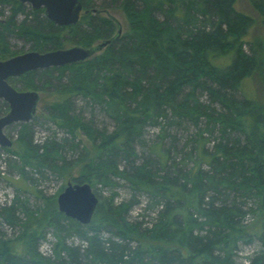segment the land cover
I'll return each instance as SVG.
<instances>
[{
    "label": "trees",
    "instance_id": "16d2710c",
    "mask_svg": "<svg viewBox=\"0 0 264 264\" xmlns=\"http://www.w3.org/2000/svg\"><path fill=\"white\" fill-rule=\"evenodd\" d=\"M249 1L264 24V0ZM4 3L11 13L0 20L2 60L18 54L9 46L10 34L29 42L31 51L46 52L67 42L90 47L112 37L116 28L112 19L96 13L60 26L43 9L27 12L18 0H0ZM117 7L128 21L127 31L100 53L8 80L18 90L40 92L48 118L72 139L49 137L37 144L30 122L20 123V150L5 148L19 157V178L36 184L28 167L65 182H87L99 202L92 220L82 224L57 207L65 183L51 196L34 185V194L42 198L35 208L16 186L10 204L0 206V217L19 225V234L11 238L0 232V264H237L238 244L253 237L262 250L249 264H264V39L245 37L256 18L239 11L236 0H121ZM199 90L209 103L199 100ZM46 91L48 100L42 95ZM76 97L97 106L115 127L100 129L78 114ZM181 120L196 129L187 154L190 166L178 167L169 149L160 147L157 159L137 163L136 145H145L146 127L158 125L164 133L166 124ZM78 131L90 148L68 159L64 149L78 148ZM116 180L129 185L131 199L116 203ZM106 187H111L109 196L102 195ZM139 192L147 194V208H158L149 226L127 217ZM247 199L254 201L251 207ZM251 212L255 224L244 222ZM48 229L55 238L51 256L39 251ZM70 236L85 245H70Z\"/></svg>",
    "mask_w": 264,
    "mask_h": 264
},
{
    "label": "rangeland",
    "instance_id": "374dc122",
    "mask_svg": "<svg viewBox=\"0 0 264 264\" xmlns=\"http://www.w3.org/2000/svg\"><path fill=\"white\" fill-rule=\"evenodd\" d=\"M121 0L114 1L113 0H92L90 1V8H107L112 15L119 20L121 23V28L123 32L127 31L128 28V21L125 18L123 12L118 9V5L120 4ZM106 3V5H103ZM93 6H92V5ZM236 8L241 11L250 14L254 18H256L254 26L249 30L247 33L246 40L247 41H256V39H264V24L262 19L260 18L259 14L252 8V5L249 0H236ZM11 9V5L8 3L0 4V20L4 21L9 14ZM25 10L30 12L31 6L25 4ZM31 14V13H29ZM156 16L161 19L164 18L162 14L158 11H155ZM102 16L105 15L104 12L101 14ZM31 17V16H30ZM24 18V14H18L16 19L18 22ZM116 29V28H115ZM115 33V32H114ZM7 41L9 46L18 54H22V52L29 51L31 46L29 42H26L23 38L10 34L7 36ZM99 41V40H97ZM96 41V42H97ZM65 47H69L74 45L71 42L65 43ZM249 43H245L243 48L246 51L250 52ZM189 87L185 88L184 91L178 95V99L180 101L184 100V96L188 93ZM46 97V100L50 99V94L46 92L42 93ZM197 97L200 101L209 103L210 97H208L205 91H197ZM76 108L75 111L79 114L85 116L86 119L92 120L93 125L100 129L112 130L115 127V124L111 120V118L106 115L105 113L101 112L97 106H92L91 104L85 102L80 97L75 98ZM214 105V104H213ZM216 105V104H215ZM5 101L1 98L0 99V116H2V111L6 108ZM31 127L34 129L33 132V139L35 143H40L49 139V137L56 138L58 141L61 142L63 138L71 139L68 131L63 126L57 125L53 120L48 118L46 115V111L44 108V103H39L36 117L29 121ZM167 122V121H166ZM169 123V122H168ZM20 127V123H14V125H10L6 127L5 132L6 134L14 141L13 146L10 149L20 150V145L17 142L18 131ZM77 138L74 142L78 143V148L76 149H64V153L68 159H74L82 154L85 149L84 147L90 148V143L84 135L81 133H77ZM145 138V145H136L138 158L137 163H141L144 158H152L153 160L157 159L158 150L157 148L160 147V150L169 149V155L174 160L175 164L178 167H181L182 164H187V167L191 165L187 154L190 153L192 147L194 145L193 141L195 139L196 129L195 126L186 120H181L180 123L177 124H166L164 133L162 129L158 125L148 126L144 132ZM216 139L217 134L214 133L211 137L210 141L207 142L206 147L211 149L213 147L214 138ZM72 140V139H71ZM170 163V162H169ZM121 164L124 165V160L121 161ZM21 165L19 157L17 155L12 154L5 150V147H0V206H5V204H10L13 200L12 198L15 196L17 189L16 186L20 187L21 190L19 191L20 197L24 200L28 201L30 207L35 208L37 206H41L42 198L38 197L35 193V186L38 189H41L42 193L48 196H51L54 193H57L58 190L63 186L67 185L64 179L59 178L56 174L50 173L49 171H45L44 174L35 173L30 168H26V171L32 172L35 174L36 184H31L29 181L26 182L22 178H19L18 167ZM204 167H206L204 165ZM75 175H77L75 173ZM73 182V181H71ZM118 185L113 188L116 195V203H121L122 201H126L132 198L133 193L131 192L129 185L124 182L123 180H116ZM101 188V186H99ZM102 195L109 196L111 192V187L103 188ZM137 202L134 203V206L129 211L127 217L130 221H141L143 222L144 226H149L157 217V210L147 208V201L148 197L147 194L143 193H136L135 194ZM247 207H251L253 204L252 199H247ZM160 208V207H159ZM22 216L21 214H19ZM253 212L246 215L244 218V222L248 224H255V217L253 216ZM19 225H11L8 222H4L0 217V232L5 234L7 237L14 238L19 233ZM108 234V233H107ZM106 233L104 236L108 237ZM54 235L51 229L47 230L46 238L39 241V251L43 255L51 256V252L54 245ZM66 242L73 246H81L85 245V242L81 240L79 237L70 236L66 239ZM238 249L235 255V259L237 264H249L250 259L253 258L257 253L262 250V246L260 241L257 237H253L251 241H246L238 244Z\"/></svg>",
    "mask_w": 264,
    "mask_h": 264
},
{
    "label": "water",
    "instance_id": "95a60500",
    "mask_svg": "<svg viewBox=\"0 0 264 264\" xmlns=\"http://www.w3.org/2000/svg\"><path fill=\"white\" fill-rule=\"evenodd\" d=\"M28 4L31 9H43L45 17L61 26L77 24L82 11L81 0H18ZM118 29L110 38H104L90 47L71 45L46 52L26 51L11 56L10 59H0V99L2 98L9 110L0 116V147L11 148L14 141L6 134L5 128L14 123L31 121L38 109L41 98L37 90H18L8 80L20 77L35 69L65 66L81 63L93 55L100 53L104 47L112 44L122 34L121 23L117 20ZM63 190L56 196L57 207L66 216L88 224L96 210L99 198L95 195L91 184L68 181Z\"/></svg>",
    "mask_w": 264,
    "mask_h": 264
},
{
    "label": "flooded vegetation",
    "instance_id": "af4514ba",
    "mask_svg": "<svg viewBox=\"0 0 264 264\" xmlns=\"http://www.w3.org/2000/svg\"><path fill=\"white\" fill-rule=\"evenodd\" d=\"M82 1V11H81V13H80V17H79V21H80V19L82 18V16L83 15H85V14H90L91 15V13H96V14H98V15H101L102 14V12H104L105 13V15H103V16H106V17H108V18H110V19H112L113 21H114V23L116 24V29H115V33L113 34V36L116 34V30L118 29V24H117V21H116V17H115V15H112L110 12H109V9H107V8H102V9H96V8H88V6H89V3H88V1H83V0H81ZM89 1H92V0H89ZM92 5V4H91ZM103 5H106V3H104ZM45 16V15H44ZM102 16V15H101ZM118 20V19H117ZM79 23V22H78ZM77 23V24H78ZM58 25V24H57ZM61 26V25H60ZM101 41V40H100ZM97 42H99V41H97ZM97 42H95V43H97ZM94 43V44H95ZM80 46V45H79ZM83 46V45H82ZM85 47V46H84ZM29 51H31V50H29ZM23 53V52H22ZM18 55V54H17ZM8 59H10V58H8ZM9 110V109H8ZM8 112V111H7ZM6 112V113H7ZM5 114V113H4Z\"/></svg>",
    "mask_w": 264,
    "mask_h": 264
}]
</instances>
